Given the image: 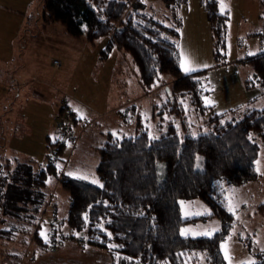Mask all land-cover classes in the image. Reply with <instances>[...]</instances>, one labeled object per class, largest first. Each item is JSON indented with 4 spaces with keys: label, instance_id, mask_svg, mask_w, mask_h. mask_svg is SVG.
<instances>
[{
    "label": "trees",
    "instance_id": "obj_1",
    "mask_svg": "<svg viewBox=\"0 0 264 264\" xmlns=\"http://www.w3.org/2000/svg\"><path fill=\"white\" fill-rule=\"evenodd\" d=\"M202 1L217 65L219 50L224 47L227 15L219 13L217 0ZM183 2L170 0L164 4L165 16L144 20L140 11L144 13L147 5L142 0H42L44 18L59 22L72 37L93 43L108 36L107 47L116 45L130 55L144 86L153 88L160 74H169L172 84L164 95L154 93L157 99L162 98L158 101L161 106L157 102L151 105L155 120L152 125L142 123L137 115L133 134L109 133L96 147V175L103 187L64 173L58 175L56 160L48 156L27 182L35 190L27 197L20 192L23 180L17 169L25 165L16 163L13 170L6 158L0 168L10 171L0 180L5 191L0 196V214L10 226L0 228L1 239L11 240L27 233L28 244L52 250L62 240L75 239L77 244L107 250L112 257L110 264H184L194 259H187L191 249L202 250L210 264H225L221 243L234 223L226 193L230 186L257 177L256 160L260 140H264V108L237 106L216 111L213 105L203 102V94L209 92L204 81L206 72L183 74L178 64L175 38L181 25L178 9ZM261 2L264 5V0ZM245 61L264 88V52ZM188 101L192 116L195 114L190 120L183 107ZM61 147L55 148L57 154ZM198 155L203 157L202 168L195 165ZM159 162L164 163L162 180ZM48 176L57 178L68 192L69 206L63 222L56 218L55 210L44 215L50 204H46L47 193L41 195L39 190ZM181 198L202 200L210 207V214L182 218ZM256 212L264 215V202L256 206ZM42 215L55 217L50 225L56 228L46 231L48 238L52 235L50 246L40 235ZM208 216L220 220L219 229L211 237L180 234L186 221ZM76 232L83 235L76 237ZM23 235L20 241H24ZM257 256L255 264H264V251ZM12 257L14 264L21 260L17 252Z\"/></svg>",
    "mask_w": 264,
    "mask_h": 264
},
{
    "label": "rangeland",
    "instance_id": "obj_2",
    "mask_svg": "<svg viewBox=\"0 0 264 264\" xmlns=\"http://www.w3.org/2000/svg\"><path fill=\"white\" fill-rule=\"evenodd\" d=\"M142 1L147 5V8H144L147 14L145 12L144 14L142 9L141 18L148 20L147 17L161 19L165 16L164 4L170 0ZM221 4L224 5L223 10ZM217 9L219 13L227 15L224 47L219 50L220 61L217 65L214 61L210 24L202 0H184L180 5L178 12L181 25L177 29L175 41L181 72L189 74L205 71L204 81H207L209 92L203 94L202 100L205 104L213 105L216 111H222L230 108L231 100L239 98L241 84L236 82L238 80V76H235L236 71L247 74L250 66L245 59L258 51V32L264 23V5L261 0H217ZM161 35L165 33L162 32ZM0 38L12 44V53L7 55L10 59L17 53L12 66L11 63L0 64V73L7 69L13 71L17 80L29 78L34 80L33 83H29L30 85L24 84L16 90L17 93L0 102L2 107L0 129L3 131L2 136L0 135L2 148L0 165L7 161L5 158L10 160L13 170L16 163L25 165L21 170L17 169L21 171L19 176L23 180L21 184L19 183L20 192L27 197L35 191L27 182L37 173L48 156L54 158L59 165L58 175L64 173L70 176L68 175L70 172L78 175L87 174L88 181L93 178L99 181L96 175L99 160L96 147L102 140L99 131L106 130L104 131L106 135L133 134L137 115L142 123L152 125L155 120L150 110L151 105L157 102V106H161L158 101L162 98L157 99L154 93L159 91L158 93L164 95L172 84V81L167 82L171 78L169 74H160L153 88L144 86L130 55L116 45L107 47L109 37H101V40H95L93 43L72 37L65 32L59 22H48L44 18L42 0H0ZM53 59L59 60L58 68H54ZM185 59L190 61L195 71L185 72L181 68V63ZM15 66L17 68H14ZM135 84H138V93L141 94L138 97L135 95ZM261 100L257 106L264 107V98ZM183 103L187 118L190 120L193 114L190 109L191 102ZM6 104L8 108L10 105L14 108L5 112ZM112 108H115L114 111L109 113L107 110ZM157 110L159 112V108ZM5 114L7 120L2 123ZM18 120L27 121L30 125L19 127L15 123ZM85 125L86 129H83ZM44 127L50 131L47 140V144L51 143L49 146L43 135ZM81 128L83 130L80 136L78 132ZM70 133L75 138L78 135V139L72 140ZM60 145L62 147L57 154L55 148ZM11 154H15L16 157L10 156ZM202 159L201 155L197 156L195 163L197 168H202ZM259 161L262 160L256 161V171L264 178V163L262 161L257 164ZM27 164L30 165L26 166ZM26 168H29L28 172ZM6 171L10 170L0 168V180L4 178L2 176L6 175ZM158 171L159 179L162 180L163 162L158 163ZM44 182L39 191L41 195L47 193L46 204H50L44 211L49 215L55 210L56 218L60 222L65 221L69 206L68 192L55 177L48 176ZM2 187L0 184V196L5 192ZM230 189L234 188L230 186L228 190V197L235 206L234 223L222 243L228 246L232 264L256 261L257 254L264 249V215L256 212L255 204L257 197L262 196L260 198L264 199V187L261 185L259 192L257 188L255 189V197L249 198L245 192L247 199L244 201L237 198L238 194H231ZM180 201L184 202L183 211ZM179 205L184 219L208 215L211 212L208 204L198 198H181ZM185 211L189 213L187 217L184 215ZM2 219L4 218L0 214V228L9 227L7 221ZM52 220H55L54 216L47 217L41 222L39 229L41 234L46 233L47 229L56 228L50 225ZM219 227V218L208 216L205 219L186 221L180 227V234L181 229H191L187 235L182 236H203L195 233L213 228L218 230ZM21 235H16L11 240H3L0 237V264H14L12 254L15 252L21 257L18 264H110L112 261V257L105 249L85 243L78 249L75 239L62 240L59 246L64 247L58 253L55 251L59 246L54 250L40 249L35 243L28 244L27 233L23 235L24 241H20ZM75 235L78 237L83 233L76 232ZM50 236L52 235H49V238ZM46 237L49 245L50 239L48 235ZM187 253L188 261L194 258V262L184 264H210L200 249H191ZM225 264H228V261L225 260Z\"/></svg>",
    "mask_w": 264,
    "mask_h": 264
},
{
    "label": "crops",
    "instance_id": "obj_3",
    "mask_svg": "<svg viewBox=\"0 0 264 264\" xmlns=\"http://www.w3.org/2000/svg\"><path fill=\"white\" fill-rule=\"evenodd\" d=\"M261 26L264 27V23ZM105 37H108V36H105ZM102 38H104V37H102ZM102 38L97 39L96 41L101 40ZM9 41H11V40H9ZM13 49H14V47H13ZM14 51L15 50H13V53H14ZM262 52H264V46H261L260 43L258 42V51H256L254 55L260 54ZM11 53H12V44L6 43V41H4V39L1 40V38H0V64L4 65V63L5 64L7 63V65H8V63L9 64L11 63L10 65L12 66V64H13V62L15 60V56L17 55V53L13 56L12 59H10L9 58L10 56H7V55H9V54L11 55ZM38 55H40V52L38 53ZM52 63H53V60H52ZM123 65L125 66V62L124 61H123ZM53 66H54V68H58L60 65L56 66L53 63ZM243 66H246V65H243ZM249 66H250V64H249ZM14 68H17V66H15ZM246 73L247 74H244L243 72H237L236 71L235 76L236 77L238 76L237 77L238 80H236V82L238 84L240 82V84H241V86L239 87L240 89H239V93H238L239 94V98L237 100H235V101L231 100V102L229 104L230 108H228V109H232V108L237 107V106H242V107L250 106V107L264 108L263 106H257V105H260L258 103L262 102L261 98H264V88L259 84V82H257L254 79V75H253V71H252L251 66H250V71L246 72ZM15 76L16 75L13 74V71H10V70L8 71L7 69L5 70V72H1L0 73V102L8 99V96L14 94L16 92V90L18 88H21L22 86H24V84H29V83L31 84L34 81L33 78H29V79H26V80H17L15 78ZM248 76H251V77L248 78ZM110 78H111V75H110ZM170 81H172L171 78L168 79L167 82H170ZM206 85H207V81H206ZM134 87H135V92H136L135 95H137V97H138L139 95H141V94L138 93L139 92L138 84L137 85L135 84ZM8 104L4 105V107H5L4 111L5 112L9 111V109H13L14 108V106H12V105H10V108H8ZM232 105H234V106L232 107ZM0 108H2V107L0 106ZM114 109L115 108H112L111 110H107V111L109 113H111L112 111H114ZM213 109L216 110L215 107H213ZM228 109H225V110H228ZM53 110H54V108H53ZM225 110H222V111H225ZM1 119H2V117H1ZM3 119L4 120L2 121V123H4L7 120L6 114L3 116ZM15 123L19 127L20 126L26 127L27 125H30L29 122L23 121V120L22 121L18 120V122L15 121ZM51 123H52V121L49 124L50 126L52 125ZM0 127L2 128L1 125H0ZM82 128L86 129V125L83 126ZM82 128L78 132L80 136H81V132L83 130ZM42 131L44 133L43 135H45V140H46L45 142L47 144V140L49 139V136H48L49 134L48 133L50 131H48V129L46 127H44L42 129ZM104 131H106V130H100L99 131L100 135H102V140L100 142H102L105 139V137H106V133H104ZM2 133H3V131L0 129V135L1 136H2ZM76 137L78 139V135H76ZM0 150H1L0 152H2V148H0ZM10 156L16 157L15 154H11ZM258 159H261L263 161V163H264V140H262L261 143H260L259 154H258L257 160ZM262 161H259L257 164H260V162H262ZM256 167H257V165H256ZM260 174L261 173L257 172V177L255 179L250 180L248 182H245L244 184H241L239 186H231V188H234V189H230L231 194H238L239 197H237V198H240V201H244L245 199H247V196H246L247 194L245 195V192L248 193L249 198H250V196L255 197V189L257 188V190L259 192V188L261 187V185H262V187H264V178H262V176ZM228 190H229V188L227 189L226 197H228ZM260 197H262V196H259V198L257 197L258 200H257V203L255 204L256 206L259 203L264 202V199H262ZM241 205H243V204H241ZM46 211H47V209H46ZM44 215H47V212H45ZM44 215H42V217H41V222L45 219ZM40 235L42 236L43 239H45L47 234L46 233H42V234L40 233ZM226 241H227V239H226ZM84 245L85 244H77V248L78 249H79V247L82 248V246H84ZM72 246H74V245H72ZM63 247L64 246H62V247L59 246V249H57L55 252L58 251V253H60V251L63 250Z\"/></svg>",
    "mask_w": 264,
    "mask_h": 264
},
{
    "label": "snow or ice",
    "instance_id": "obj_4",
    "mask_svg": "<svg viewBox=\"0 0 264 264\" xmlns=\"http://www.w3.org/2000/svg\"><path fill=\"white\" fill-rule=\"evenodd\" d=\"M223 8H224V5L221 4V9L223 10ZM250 55H251V53H250ZM181 68L185 72L195 71V68L191 67V63L187 59L182 61ZM113 135H116V133H113ZM57 167L59 168V165H57ZM68 175L74 176V178H76L78 180H84V181H88L89 180V176L87 174H79L78 175V174H74V173L70 172V173H68ZM90 182L92 184H97L100 187H103V185L99 184V181L97 179H95V178L91 179ZM226 199H228V201H229L228 202V210H229V212H232L233 214H235V206L233 205V203L231 201V198L227 197ZM180 204L182 206V211H183L184 202L180 201ZM184 215L187 217L189 215V213L187 211H185ZM85 220H87V215L86 214H85ZM190 231H191V229H181V235H187ZM215 231H217V229L213 228V229H210V230H203V231H200V232H196L195 235H203V236L211 237L214 234ZM108 236L111 237V233H108ZM221 250L224 253V259L226 261H228V264H232V259H231V256L229 254V249H228V246H227L226 243H222L221 244ZM261 251H264V249H261ZM242 264H255V261L254 260H249L247 262H242Z\"/></svg>",
    "mask_w": 264,
    "mask_h": 264
},
{
    "label": "built area",
    "instance_id": "obj_5",
    "mask_svg": "<svg viewBox=\"0 0 264 264\" xmlns=\"http://www.w3.org/2000/svg\"><path fill=\"white\" fill-rule=\"evenodd\" d=\"M258 42L260 43L261 46H264V27L258 32ZM53 63L56 66L60 65V62L57 59H53ZM63 131L66 132L65 129ZM69 135L73 137L72 140H74L75 137L71 133ZM75 139H77V137Z\"/></svg>",
    "mask_w": 264,
    "mask_h": 264
}]
</instances>
